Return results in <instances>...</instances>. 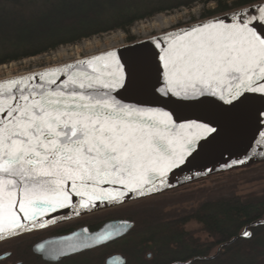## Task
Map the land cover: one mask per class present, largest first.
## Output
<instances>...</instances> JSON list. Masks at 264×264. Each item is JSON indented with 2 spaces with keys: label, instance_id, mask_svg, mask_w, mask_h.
I'll list each match as a JSON object with an SVG mask.
<instances>
[{
  "label": "snow or ice",
  "instance_id": "obj_1",
  "mask_svg": "<svg viewBox=\"0 0 264 264\" xmlns=\"http://www.w3.org/2000/svg\"><path fill=\"white\" fill-rule=\"evenodd\" d=\"M262 26L259 6L170 34L156 42L154 76L108 52L0 82V241L55 224L64 209L78 216L170 186L201 142L221 135L223 119L249 94L264 95ZM141 90L154 102L125 98ZM202 107L210 115L182 122L174 110ZM129 228L127 221L85 228L37 251L60 264Z\"/></svg>",
  "mask_w": 264,
  "mask_h": 264
},
{
  "label": "trees",
  "instance_id": "obj_2",
  "mask_svg": "<svg viewBox=\"0 0 264 264\" xmlns=\"http://www.w3.org/2000/svg\"><path fill=\"white\" fill-rule=\"evenodd\" d=\"M258 2L238 0L229 6L226 0H0V66L94 36L126 32L157 14L199 3L217 4L204 17L212 19ZM253 171H264V162L229 171L226 177L238 178ZM219 177L212 175L204 183L216 182ZM204 186L197 185L199 193ZM179 191L160 193L96 216L102 223L117 217L128 219L134 228L126 237L87 254L80 264H105L115 253L126 256L128 264L129 259L130 264H264V188L217 195L182 213H165L162 207L166 205H158L161 200L157 199ZM194 195L184 193L173 201ZM192 223L197 224L196 230L189 228ZM245 231H251L253 238H245ZM26 245L21 246L19 240L0 244V254L14 252V258L0 264H38ZM144 253H152V260H146Z\"/></svg>",
  "mask_w": 264,
  "mask_h": 264
},
{
  "label": "water",
  "instance_id": "obj_3",
  "mask_svg": "<svg viewBox=\"0 0 264 264\" xmlns=\"http://www.w3.org/2000/svg\"><path fill=\"white\" fill-rule=\"evenodd\" d=\"M259 6H264V2H260L252 6H248L246 8L240 9L235 12H240V11L252 12ZM235 12L228 13L226 15L215 17L212 19H208L207 21L202 22V23H206V22L216 20V19H223L226 22H230V17ZM198 24H201V23H198ZM198 24L191 25L185 28H181L175 31L167 32L162 35H158V36H155V37L143 40V41L134 42L127 46H124V47H121V48H118L112 51H108V52H116L122 61L135 65L138 73L142 77H146L149 75L154 76L155 69L158 65L157 58H158V55L160 54L159 49L156 47V42L162 40L163 38H166L170 34L185 31ZM261 30H264V26H262ZM108 52L101 53L95 56L104 55ZM95 56H92V57H95ZM92 57H89V58H92ZM89 58H85V59H89ZM79 61L81 60L74 61L68 64H73ZM68 64H64V65L53 67V68H48L45 70L36 71L33 73H29V74L49 71L54 68H61ZM29 74L22 75V76H27ZM22 76H18V77H22ZM18 77H14V78H18ZM10 79H13V78H10ZM61 79H63V77H61ZM125 98L129 102H132V103H136V102L152 103L154 102V98L148 95L143 90L137 92L134 96L126 95ZM157 103H159V106L174 108V106L165 104L163 101H159ZM174 110L176 111L178 121L180 122H182L185 119H189V118L195 119L198 116L207 117L208 115H210L207 107H202V108H197V109H183V110L174 109ZM262 112H264V95L249 94V97L244 107L241 110L235 113H232L227 119L222 120L223 132L221 133V135L217 137L214 141H211L210 143L206 141H202L201 143L204 144V147L199 150V154L195 156V159L190 158L189 163H186L182 168L176 169L170 174L169 176L170 186L165 187L159 191L153 192L151 194H145L143 196H134L132 194H129V196L125 199V202L123 204L98 206L93 211L85 212L78 216L72 214L69 210L64 209L54 214L53 218L56 221L55 224L72 221V220H75V219H78L84 216H88V215L96 214V213L103 212L106 210H111L113 208L121 207V206L127 205L129 203H132V202L144 199V198L158 195L160 193L172 191L174 189L182 187L183 185L189 184L197 180L199 181L202 178L209 177L217 173L229 172L232 170L246 169L249 166H253V165L264 162V139H262L261 137V133H264V118H261L259 115ZM240 161H243V163H240ZM124 221H127V220H113V221L107 222L103 226H101L98 230H95V231H91L88 228L87 229L91 233H96V232L102 231L109 224H120L121 222H124ZM127 222L129 223L130 228L123 236L117 237L111 241H108L104 244L93 247L91 249H88L84 252L103 247L105 245H108L110 243H113L117 240H120L126 237L134 228L133 222L131 221H127ZM55 224H52V225H55ZM83 229L85 228H82L80 230H77L65 236L72 235L76 232H82ZM65 236H58V237L50 238L41 243H46L47 241H50V240H61ZM39 244H37L34 247V252L37 255L41 256L44 261L56 263V261L51 260L47 255L37 251ZM7 256L8 255L1 256L0 261L7 258ZM106 264H126V258L123 257L122 255H113L107 259Z\"/></svg>",
  "mask_w": 264,
  "mask_h": 264
},
{
  "label": "rangeland",
  "instance_id": "obj_4",
  "mask_svg": "<svg viewBox=\"0 0 264 264\" xmlns=\"http://www.w3.org/2000/svg\"><path fill=\"white\" fill-rule=\"evenodd\" d=\"M237 1L238 0H226V3L231 6ZM260 2H264V0H260ZM216 7V3H199L193 5L190 8H182L173 12L157 14L152 18L135 23L126 32L121 30L109 32L106 34L94 36L90 39L82 40L81 42L74 45L61 46L54 51L47 52L34 58H28L18 62H12L10 64L2 65L0 66V81L89 58L101 53L127 46L134 42L143 41L167 32L205 22L208 19L204 17L210 12L214 11ZM163 20H170L171 23L169 24V26L159 27L158 30L150 28L151 25H158L160 24V21ZM112 37H115V40L113 44H110L109 39ZM92 42H98V44L96 46H92ZM105 42L106 44L104 45ZM86 44H90V46L83 48V45ZM61 51H66L65 53H67V56H60ZM228 174V172L214 174L217 176H222L221 178L219 177L218 181L216 182L211 181L208 183H204L212 176L211 175L209 177L202 178L199 181L197 180L183 185L182 187L178 188L181 191L177 192L175 195H167L165 197H160L159 199H157L161 200L159 201L158 205H166V207H162V209L165 210V213H173L174 211L182 213L197 206L199 202L205 200L206 198H213L217 195L229 194L233 192L238 194H247L264 188V171L249 172L246 175H242L238 178L226 177ZM202 183L205 185L202 188L204 191L199 193L198 189L201 188H198L197 185H200ZM192 192L195 193V195L192 197H187L184 200L182 199L181 201H173L175 199H179V197L184 193ZM164 201L166 202L164 203ZM124 206L113 209L122 208ZM153 208L155 209L156 207L154 206ZM189 228L191 230H196L197 224L192 223L189 225ZM144 254V256L146 257L147 253Z\"/></svg>",
  "mask_w": 264,
  "mask_h": 264
},
{
  "label": "flooded vegetation",
  "instance_id": "obj_5",
  "mask_svg": "<svg viewBox=\"0 0 264 264\" xmlns=\"http://www.w3.org/2000/svg\"><path fill=\"white\" fill-rule=\"evenodd\" d=\"M113 210H116V209H113ZM109 211H112V210H106V211L99 212L96 214L84 216V217H81V218H78V219H75L72 221H67V222L55 224L52 226H48L44 229H38V230H35L31 233H28V234L21 236L20 238L16 239L15 241L19 240V242L21 243V246L26 245L28 243L29 245H26V246L29 248L30 253L35 258V260L38 264H57V262L52 263V262L44 261L41 256L37 255L34 252V247L37 244H39V243H41L47 239L58 237V236H65V235L71 234L77 230H80L82 228H88L91 231H95V230H98L105 223L113 221V220L131 221L128 219H123V218H118V217L115 219L105 221L103 223L98 221V218H96V216H98L99 214H102V213H107ZM22 239H24V240H22ZM10 241H12V240H10ZM4 242L6 243L7 241L0 242V244L2 245V243H4ZM108 245H110V244H108ZM108 245H105L103 247H106ZM103 247H100V248H97L94 250H90V251H87V252H84L81 254H77V255L71 256L69 258H64L60 261V264H80V262L82 261L84 256H86L87 254H92V252L97 251ZM131 248H132V246L131 247L129 246V250H131ZM18 249H19V246H18ZM4 255H8L7 258L3 259L4 261L5 260H11L12 258H14V252L10 251V250L5 251L2 254H0V257L4 256ZM113 255H122V254L115 253V254L109 255L105 259V264H106L107 259ZM122 256L126 258V256H124V255H122ZM152 258H153L152 253L146 254V258H145L146 260L149 261V260H152ZM2 261H0V262H2ZM15 264H23V263L21 261H17ZM126 264H128L127 258H126ZM129 264H130V259H129Z\"/></svg>",
  "mask_w": 264,
  "mask_h": 264
},
{
  "label": "bare ground",
  "instance_id": "obj_6",
  "mask_svg": "<svg viewBox=\"0 0 264 264\" xmlns=\"http://www.w3.org/2000/svg\"><path fill=\"white\" fill-rule=\"evenodd\" d=\"M171 23L170 20H163V21H160V24H154V25H151L150 28L151 29H155V30H158L159 27H166V26H169V24ZM114 40H115V37H112L109 39V43L110 44H113L114 43ZM98 44V42H92V46H96ZM106 44V42L104 43V45ZM90 44H86V45H83V48L85 47H89ZM66 51H61L60 52V56H67V53H65ZM58 55V54H57ZM59 56V55H58Z\"/></svg>",
  "mask_w": 264,
  "mask_h": 264
}]
</instances>
